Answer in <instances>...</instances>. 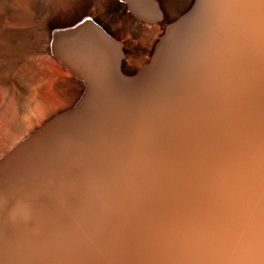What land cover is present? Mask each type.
<instances>
[{"label": "clouds", "instance_id": "9594fccd", "mask_svg": "<svg viewBox=\"0 0 264 264\" xmlns=\"http://www.w3.org/2000/svg\"><path fill=\"white\" fill-rule=\"evenodd\" d=\"M103 140L0 193V264H264V0H217Z\"/></svg>", "mask_w": 264, "mask_h": 264}, {"label": "bare ground", "instance_id": "6f19581e", "mask_svg": "<svg viewBox=\"0 0 264 264\" xmlns=\"http://www.w3.org/2000/svg\"><path fill=\"white\" fill-rule=\"evenodd\" d=\"M122 1L0 0V193L10 203L60 175L53 141L115 132L119 111L178 60L189 28L219 11L217 0Z\"/></svg>", "mask_w": 264, "mask_h": 264}, {"label": "rangeland", "instance_id": "374dc122", "mask_svg": "<svg viewBox=\"0 0 264 264\" xmlns=\"http://www.w3.org/2000/svg\"><path fill=\"white\" fill-rule=\"evenodd\" d=\"M119 1H120V3L125 2V1H122V0H119ZM87 19H88V20H92L90 16H88ZM49 57H50L51 59H53V53H52L51 51H50V53H49Z\"/></svg>", "mask_w": 264, "mask_h": 264}]
</instances>
